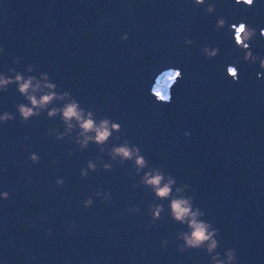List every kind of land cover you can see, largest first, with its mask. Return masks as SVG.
<instances>
[{
  "label": "water",
  "instance_id": "95a60500",
  "mask_svg": "<svg viewBox=\"0 0 264 264\" xmlns=\"http://www.w3.org/2000/svg\"><path fill=\"white\" fill-rule=\"evenodd\" d=\"M209 3L212 13L205 11ZM218 17L224 27L215 26ZM241 21L257 29L249 42L254 63L243 60L233 41L229 25ZM260 29L264 0H0V72L36 65L33 75L47 72L56 91L70 92L96 119L121 125L113 133L119 140L110 138L105 153L91 142L76 150L67 137L46 134L50 128L63 131L58 117L42 113L21 123L15 104L26 101L15 85L0 91V112L15 117L0 123V191L9 193L0 198V264H210L203 249L177 251L182 241L176 232L185 226L169 217L167 200L132 186L139 177L131 175V162L80 176L86 160L99 155L107 162V148L125 139L150 167L171 174L177 185H190L186 194L220 230L221 258L231 247L235 264H264ZM185 38L193 43L184 44ZM204 45L218 46V54L206 58ZM14 56L19 63H12ZM227 65L237 68V80L227 75ZM169 69H179L182 77L175 74L168 97L161 98L152 88ZM29 152L39 155L38 163L28 159ZM56 177L65 183L56 186ZM97 188L107 189L111 199L93 197L83 207ZM149 202L163 205L152 223ZM129 205L140 212H127Z\"/></svg>",
  "mask_w": 264,
  "mask_h": 264
},
{
  "label": "clouds",
  "instance_id": "9594fccd",
  "mask_svg": "<svg viewBox=\"0 0 264 264\" xmlns=\"http://www.w3.org/2000/svg\"><path fill=\"white\" fill-rule=\"evenodd\" d=\"M239 2V0H238ZM197 5L204 4L205 0H194ZM245 5H252L253 0H243ZM207 13L214 11V5L209 3L205 6ZM225 20L223 17H218L215 26L218 28L224 27ZM230 29H234L232 36L235 45L243 50V60L254 63L257 61V56L250 49L249 42L256 35L257 29L245 22L241 21L238 24L229 25ZM260 35L264 36V29H260ZM122 40L127 39V33L121 34ZM184 44L190 45L193 43L191 39L185 38ZM3 48H0V52ZM206 58H213L219 52L218 46L204 45L201 49ZM19 57H12V63H19ZM36 65H25L24 72L18 71L14 67H8L7 72L11 75L0 72V91H7L9 85H15V90L24 98L26 103L15 104V110L20 118L21 123H27L34 116H39L42 113L48 118H56L61 122L63 131L57 128L47 130V135H54L57 140H62L65 137L75 145L76 150L86 149L89 143H94L100 153H105V145L108 144L110 138L119 140V136L113 137V133H119L121 125L112 121L108 117L100 119L95 118V113L92 108L85 109L80 106L70 92L56 91L57 85L50 81L47 72H40L39 75H33ZM259 68L264 69V56L259 57ZM178 76L182 77L179 69H176ZM231 70V71H230ZM226 73L235 81L238 79V70L233 65L226 66ZM260 73H257L259 76ZM169 101V99H168ZM54 102H61L59 104ZM15 119L14 115L8 111L0 112V123ZM75 132V136L72 133ZM185 135H188L186 132ZM26 147V145H25ZM72 149H68V154L72 153ZM108 161L102 160L101 156H97L95 160L88 159L85 161V166L81 167L79 174L81 177H86L89 171H97L102 168L105 171L111 170L113 162L123 164L125 161L131 162L134 167L132 176H138L137 182L133 183V187L142 185L150 189L153 197L156 200H167L168 215L174 221L184 225V230L176 232V238L182 243L176 245L179 252H184L188 249H203L209 257L210 264H235L238 260L236 250L234 248H225L223 258L221 253L216 251L219 246L217 237L220 235V230L212 226L210 221L203 219L205 213L194 206V198L186 194V190L190 189V185H177L175 178L171 174L165 173L160 167H150L144 155L141 154L138 146L129 144L125 139L120 143L112 144L107 148L106 152ZM28 159L33 163L39 162V155L36 152H29ZM55 163V161H52ZM65 183L63 177L55 178V185L61 186ZM101 193L103 195L101 196ZM9 193L0 191V198L7 199ZM93 197H99L100 201L107 202L111 199L110 192L107 189L101 191L97 188L92 195L86 197L81 203L87 208L93 203ZM150 223L159 220L163 211L161 203L147 204ZM137 205H129L126 211L129 213L140 212ZM43 218V217H42ZM75 225V221L70 223ZM46 231L50 232L51 229ZM161 245L167 246V238H161ZM142 255L144 253H141Z\"/></svg>",
  "mask_w": 264,
  "mask_h": 264
},
{
  "label": "rangeland",
  "instance_id": "374dc122",
  "mask_svg": "<svg viewBox=\"0 0 264 264\" xmlns=\"http://www.w3.org/2000/svg\"><path fill=\"white\" fill-rule=\"evenodd\" d=\"M176 74V70H166L163 71L158 77L153 85V90L157 94V96L161 98L168 97V84L173 79L174 75Z\"/></svg>",
  "mask_w": 264,
  "mask_h": 264
},
{
  "label": "snow or ice",
  "instance_id": "6c2138e0",
  "mask_svg": "<svg viewBox=\"0 0 264 264\" xmlns=\"http://www.w3.org/2000/svg\"><path fill=\"white\" fill-rule=\"evenodd\" d=\"M231 71V70H230ZM176 76H178V73H176Z\"/></svg>",
  "mask_w": 264,
  "mask_h": 264
}]
</instances>
